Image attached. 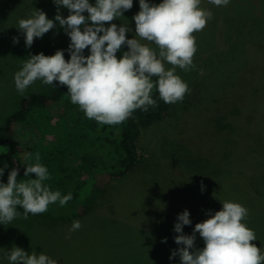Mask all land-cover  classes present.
Wrapping results in <instances>:
<instances>
[{
    "label": "rangeland",
    "instance_id": "rangeland-1",
    "mask_svg": "<svg viewBox=\"0 0 264 264\" xmlns=\"http://www.w3.org/2000/svg\"><path fill=\"white\" fill-rule=\"evenodd\" d=\"M89 2L95 5V0ZM148 2L159 4L163 0ZM199 7L211 11L213 16L202 31L193 33L197 45L193 57L195 67L187 72L176 69V74L188 84L190 91L182 101L171 104L170 113L163 122L143 134L140 143L144 141L146 144V141L157 139V136L159 143L151 147L149 168L133 180L140 188L153 185L156 188L155 183L157 186L164 185L161 187L165 191L172 196H179L180 193L181 198L188 195L187 185L193 182L189 176L170 177L176 161H180L184 168L189 166L188 172H225L264 186V45L256 39V34L264 31V0H230L227 6L220 7L210 4L208 0H201ZM37 9L53 20L58 11L53 0H0V134L6 118L16 110L21 98L30 90L44 85L37 80L23 95L16 90L14 74L28 57L41 52L51 56L57 50H63L65 59L70 58V37L58 22L43 38H35L31 48L26 47L25 37L17 28L18 21L30 18ZM139 11V0H133V7L124 12L123 17L106 24L108 27L111 23L127 25L132 29L126 33L127 38H135L133 17ZM59 13L65 18L70 14L63 6ZM14 37H19L18 44L13 43ZM149 46L158 51L154 44ZM127 50V45L122 46L116 54L117 58H122ZM84 54L90 55L86 51ZM171 67L165 65L166 69ZM51 87L44 85L41 88L50 90ZM177 131L178 138L171 142L170 136L177 137ZM168 132L169 137L163 138L162 134ZM140 152L147 153L143 150ZM149 173L151 175L143 182ZM111 184L116 186L119 182L113 181ZM118 187L123 204L137 201L134 185ZM198 190L201 202L211 197ZM230 191L240 192L239 188L233 187ZM113 193L107 189L92 211L100 220L114 218L127 221L111 197ZM100 220L90 215L80 220L82 227L77 231L66 228L43 234L44 241L40 248H31V251L37 254L43 252L56 260L57 264H102L103 254L97 249L100 244L97 229ZM17 232L12 229L7 233L0 227V257L13 246L25 249L27 240L24 238L28 236H18ZM0 264L9 262L6 258H0Z\"/></svg>",
    "mask_w": 264,
    "mask_h": 264
},
{
    "label": "clouds",
    "instance_id": "clouds-1",
    "mask_svg": "<svg viewBox=\"0 0 264 264\" xmlns=\"http://www.w3.org/2000/svg\"><path fill=\"white\" fill-rule=\"evenodd\" d=\"M53 2L58 10L54 20L37 9L30 18L19 19L17 28L25 37L26 47L31 48L35 38H43L58 22L70 37V60L65 59L63 50L51 56L41 52L28 57L14 74L15 88L21 95L37 80L54 87V82H59L67 86L71 103L78 105L88 119L118 125L138 109L147 112L149 107L157 106L151 95L153 88L167 104L182 101L190 91L176 69L187 72L195 67L197 45L193 33L202 31L213 16L199 7L201 0H163L159 4L139 0L132 39L126 36L132 31L129 26L105 24L123 17L133 7V0H95V5L89 0ZM208 2L220 7L230 0ZM61 6L69 10L66 18L59 13ZM13 43L18 44L19 37H14ZM124 45L128 50L118 59L116 54ZM86 49L90 55L84 54ZM165 63L172 67L166 69ZM152 77L158 79L153 82ZM35 160L24 172L25 177L35 174V179L18 182L19 171L13 168L7 183L0 182V224H10L20 215L17 206L27 219L29 214L46 212L50 204L58 201L63 207L73 199L71 193L62 196L60 191L50 190L44 183L50 179L48 169L39 162L38 154ZM3 174L4 168H0V177ZM221 202L222 210L209 212V218L197 223L191 235L184 233V227L192 224L190 212L186 209L178 215L175 243L181 247L172 252L170 259L179 256L181 264H264L261 248L252 243L256 240L254 230L242 222L248 209L236 202ZM81 227L80 221H74L70 231ZM197 233L204 241L203 248L196 247ZM162 242L166 243V238ZM0 258H6L9 264H57L43 252L29 254L17 246Z\"/></svg>",
    "mask_w": 264,
    "mask_h": 264
},
{
    "label": "trees",
    "instance_id": "trees-1",
    "mask_svg": "<svg viewBox=\"0 0 264 264\" xmlns=\"http://www.w3.org/2000/svg\"><path fill=\"white\" fill-rule=\"evenodd\" d=\"M256 36L264 45V31ZM85 51L90 53L89 49ZM157 79L152 77L153 82ZM54 84L50 90L39 85L24 95L16 110L6 118L0 134V168H4L0 182L7 183L13 168L19 171L18 182L35 179V174L25 177L24 172L27 165L36 163L38 154L39 162L50 175L44 183L62 196L68 193L73 196L65 206L61 207L57 201L46 212L29 214L27 219L23 217V209L17 206L20 215L10 224H0L7 233L15 229L18 236H28L24 238L26 252L31 254V248H40L43 234L71 228L74 221L90 215L100 220L92 210L110 189L114 192L110 196L127 221L105 218L98 223L97 249L103 254L102 264H181L179 256L170 259L172 252L181 247L175 243V236L179 235L174 231L178 215L186 209L190 212L192 224L184 227V233L191 235L197 223L209 218V212L222 210L221 201L236 202L248 209V216L242 222L254 230L256 240L252 243L264 254V186L225 172H188L189 166L184 168L180 161H176L170 177L191 178L193 183L187 185L188 195L183 198L180 193L172 196L161 187L164 185L155 183L156 188L154 185L140 188L133 181L149 168L151 147L159 143V136L146 144L144 141L141 144L140 139L147 130L163 122L171 110V104L159 98L156 88L151 93L157 101L156 107H149L147 112L138 109L118 125H103L88 119L78 105L71 103L67 86ZM178 133L177 137L170 136L171 142L178 138ZM169 135L170 132L163 133L162 137ZM113 181L119 184L113 186ZM121 183L134 185L136 202L120 201L122 194L118 186L124 185ZM232 187L240 192L231 193ZM198 189L211 197L201 202ZM165 238L166 243L162 242ZM195 244L197 248L205 246L198 233Z\"/></svg>",
    "mask_w": 264,
    "mask_h": 264
}]
</instances>
